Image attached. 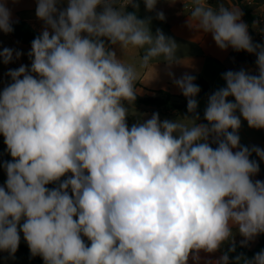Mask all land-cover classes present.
<instances>
[{"label":"clouds","instance_id":"1","mask_svg":"<svg viewBox=\"0 0 264 264\" xmlns=\"http://www.w3.org/2000/svg\"><path fill=\"white\" fill-rule=\"evenodd\" d=\"M143 3L151 12L158 0ZM190 4L188 26L211 33L221 50L254 54L257 74L223 73L205 124L197 122L196 78L169 72L193 116L161 121L153 113L129 127L125 102L136 100L141 70L151 72L147 84L160 61L188 64L175 40L127 11L138 10L137 0H36L44 27L27 53L31 66L9 69L0 92V134L12 157L2 165L0 251L14 258L22 232L44 264H200L201 251L225 242L235 251L233 229L241 247L264 234V181H253L260 169L250 159L254 152L264 161V149L242 146L238 135L241 116L264 129V45L253 43L237 5ZM0 31H14L8 0H0ZM21 55L0 51L5 65ZM205 264H264V250Z\"/></svg>","mask_w":264,"mask_h":264},{"label":"crops","instance_id":"2","mask_svg":"<svg viewBox=\"0 0 264 264\" xmlns=\"http://www.w3.org/2000/svg\"><path fill=\"white\" fill-rule=\"evenodd\" d=\"M229 2L231 5H234L232 1L236 0H225ZM182 4V13L183 18L180 22L176 25L171 27L170 29H166L160 22V24L165 28L166 32L163 31L156 25L157 23L152 24L150 26L151 29L153 28L154 31L160 29L167 37H171L175 40L178 45L177 55L179 58L184 60L187 65L184 64H173L169 67L166 62L160 61L156 65L157 76L145 84L148 80L151 79V72L150 70H141L142 71V82L137 83V87L140 89L138 95L146 96L149 92L145 91L142 87L152 90H165L170 94H181L180 90L174 85L173 77L169 76V72L174 74V78H180L183 74L188 73L195 78L197 76H201L208 85V90L203 98H199L198 95L195 97L198 102L197 109L205 111V108L208 103V98L211 94L217 91L220 88L226 86L225 80L222 78V74L231 70V71H239L241 69L240 66L234 64L232 61L228 59V54L232 49L229 47L226 50H221L215 43L212 38L211 33H204L201 30H197L195 28H191L188 26V13L191 8L190 0H185V3L188 7L185 8L183 0H180ZM251 3H247L248 8L251 11L253 16V21L249 25L248 21L246 20L244 13L242 16V21L248 25V32L249 29L253 32V34L261 40H264V3L253 8L255 5L251 7ZM141 6V5H140ZM213 7H216L212 5ZM8 7L12 11V18L13 21L23 20L29 23L32 27H34L38 32L41 33V30L44 27L43 21L39 20L35 15L36 10V0H18L17 3H12V0H8ZM241 11L243 12V6H239ZM149 13V12H148ZM140 16V19L146 18H153L151 15L149 16ZM151 20V19H150ZM249 35L251 36L250 32ZM112 50H114L117 54L118 58H123V53L120 51L118 46H111ZM129 62H133L135 57L132 54H129L127 57ZM246 70V69H244ZM253 74H256L252 72ZM145 82V83H143ZM229 101L235 102L234 97H229ZM200 100V101H199ZM134 103V102H133ZM127 104V103H125ZM135 104V103H134ZM137 105V104H136ZM127 106L130 108L137 107L133 104ZM141 107V111L143 112V116L145 118L151 117L153 113H159L160 117L164 119L166 115H175L177 116L182 111H170L167 109H162V107L155 108L152 106H143L138 105ZM139 109V108H138ZM144 109V110H143ZM184 113V112H183ZM131 115L127 116V124L129 127L132 126L131 124ZM236 115H240L239 112ZM241 127L238 130V135L240 137V142L243 146H247L252 148L253 146H257L261 149H264V129H255L248 126L247 121L243 119L241 116ZM163 121V120H161ZM198 123H203L200 120L197 121ZM231 131V129H229ZM233 151H236L234 149ZM255 157H258L254 152L252 153ZM259 158V157H258ZM259 164H264V161L258 160ZM253 181L258 180L255 176L252 177ZM234 236L233 241L235 243H240L243 237L239 235L236 229H233ZM231 244L229 242H225L221 249L214 253H205L201 251L199 253L201 260L200 264H205L207 260H217L219 259L222 254L221 252L225 250ZM258 245V239L256 238L255 241L250 242V249H255ZM191 263L194 264V261L190 258Z\"/></svg>","mask_w":264,"mask_h":264},{"label":"trees","instance_id":"3","mask_svg":"<svg viewBox=\"0 0 264 264\" xmlns=\"http://www.w3.org/2000/svg\"><path fill=\"white\" fill-rule=\"evenodd\" d=\"M224 2L226 1L225 0H209L210 5H214L216 7L219 5V3H224ZM137 3L145 8L143 0H137ZM242 6H243L244 16L250 25L253 21V16L251 14V11L247 5H242ZM127 11H136V9H133L131 6H128ZM161 11L165 15V19L163 21L156 18L157 12H161ZM148 12L153 18H155L158 22H160L166 29H170L171 27L176 25L178 22H180L183 18L182 4L180 0H175L174 3L172 2V0H158L156 8L153 11L151 12L148 11ZM137 16L138 18H140L138 14ZM13 28H14V31L12 33H9V35L15 40H17L18 42L24 45H27L29 47H31V42L33 41V39L36 36L41 34L34 27H32L29 23L23 20L13 21ZM249 32L251 34L253 43L264 45V40H261L258 37H256L250 29H249ZM109 47H111L110 44H109ZM228 59L232 61L234 64L240 66L241 68H244L246 70H251L252 72L256 73L255 71L256 56L254 54H249L246 51L237 52L231 49L228 54ZM194 83L197 84L200 88L198 97L203 98L208 90V85L206 81L199 75L196 77ZM142 88L145 91L151 93L152 96H140L137 94V98L134 101L135 104L143 105V106H152L155 108L167 107L171 105L174 111L188 112L187 111V99L182 94L176 95V94H170L167 91L161 90V89L152 90V89H147L145 87H142ZM197 113L199 114V117H200L199 120L201 122L205 124L208 123L204 119V111L197 109ZM210 146L214 148L216 147L215 144H211ZM250 159L256 160L258 162L260 158L255 157L252 154ZM6 161H8V159L0 152V186H4L5 181L7 179L6 172L4 168L2 167L3 163ZM259 169L260 171L255 177L258 180H261L262 178L261 175H264V164L262 165L259 164ZM46 187L51 189V188H54V185L53 183H51L49 185H46ZM20 237L21 239H20L18 250L22 253L24 259L28 261L29 264H44L42 257L40 256L33 257L31 255L29 247L26 241L24 240L23 236L20 235ZM257 239H258V245L255 249H250V245L248 247H241L240 243H235L236 248L234 252H228L229 247H231L230 245L225 250H223L221 254L223 255L225 252H227L229 255L230 261H232L235 256L240 255V254H243L247 258H252L257 252L264 250V234L259 235ZM4 253L5 252L0 251V257Z\"/></svg>","mask_w":264,"mask_h":264},{"label":"rangeland","instance_id":"4","mask_svg":"<svg viewBox=\"0 0 264 264\" xmlns=\"http://www.w3.org/2000/svg\"><path fill=\"white\" fill-rule=\"evenodd\" d=\"M232 3L234 5H237L238 7L240 5H247L246 0H236L235 2L232 1ZM250 3H251L250 4L251 7L253 5H255L253 7V8H255V7L259 6V5H262L264 3V0H250ZM136 12H137L138 15H141L143 17L150 15L148 13V11L144 7H142L140 5H139L138 10H136ZM150 19H151L150 20L151 21L150 25H152V24L155 25V23H157L156 25H159V27L161 29H163V31L166 32L165 28H163V26L155 18H150ZM150 27H152V26H150ZM151 31H152L153 34H155V32H156V31L153 30V28L151 29ZM106 44H107V41H106ZM4 48H12V49L18 50V51H20L22 53V55H21V57L19 59H15L14 58L13 62H11V63H9L7 65H5L2 62V59H0V92L3 91V88L5 86H7L9 83H11V78L6 75L7 72L9 71V69H17L21 65H27L29 68L31 66V61H30V59H29V57L27 55V53L31 50V47L18 42L17 40L12 38L9 34H5L2 31H0V51H2ZM146 96H152V94L149 93V94H146ZM125 103H127V102H125ZM198 103H202V102H198ZM132 104L135 105L137 107V109L133 108L132 106H130V108H129L127 106V104H125V106L129 108V113L133 114V115H131V118H130L132 125L134 123L143 122L144 120L148 119V118H145V116H143V112L144 111H141L142 109H141L140 106H138V105H136L134 103H132ZM162 109H167V110H170V111L173 110L171 105H169L167 107H162ZM186 116L191 118L193 116V114L188 113V112H184V113L180 112L177 116H175V115H170L169 116V114H168V115H166L163 118L164 119H168V120H177V119H182V118H184ZM159 118H160V120H164V119H162L160 117V115H159ZM0 152L8 159V161L12 160V157L10 156V154L7 151V146L4 144V137H3L2 134H0ZM71 175H72L71 173H67L64 177H61V181H63L64 179L68 178ZM261 176H262L261 180L264 181V175H261ZM58 183L59 182H54L53 183L54 188L58 187ZM69 194L71 195V190L70 189H69ZM20 235L23 236V233L20 232ZM82 239H84L85 243L90 246V241H88L86 237L82 236ZM0 264H29V262L26 261L24 259L23 255H22V253L19 250H17V252L15 253L14 258H10L8 256V253L5 252L0 257ZM188 264H192L191 260H189Z\"/></svg>","mask_w":264,"mask_h":264},{"label":"built area","instance_id":"5","mask_svg":"<svg viewBox=\"0 0 264 264\" xmlns=\"http://www.w3.org/2000/svg\"><path fill=\"white\" fill-rule=\"evenodd\" d=\"M246 2H247V3H249V2H250V0H246Z\"/></svg>","mask_w":264,"mask_h":264}]
</instances>
